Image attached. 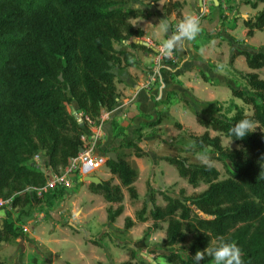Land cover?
Segmentation results:
<instances>
[{"label":"trees","instance_id":"trees-1","mask_svg":"<svg viewBox=\"0 0 264 264\" xmlns=\"http://www.w3.org/2000/svg\"><path fill=\"white\" fill-rule=\"evenodd\" d=\"M125 3L0 0V197L13 196L12 210L0 219V244L17 238L19 223L32 216L35 192L24 190L45 184L46 175L34 158L43 160V168L59 172L78 155L82 136L87 132L91 136L88 125L78 122L70 108L98 123L102 110L111 111L117 105L116 70L131 61L130 53L116 49L115 44L143 37V29L134 27L131 20L148 18L143 9H130ZM169 3L167 14H172L177 3ZM246 3L253 9L262 4L255 15L243 20L247 36H252L264 28V0ZM130 46L154 52L142 44L131 42ZM234 55H243L251 70L264 68L263 52L237 50ZM242 78L248 90L232 89V93L251 105L252 113L235 106L227 118L198 115L205 131L191 136L195 146L210 148L224 161L227 177L219 179L215 167L190 164L183 156L166 158L190 185L206 184L198 193L182 195V199L164 195V206L152 205V227L158 229L159 222H165L166 245H182L185 251L184 256L179 250L165 255L169 264H196L195 253L212 246L219 236L238 244L244 252V264H264V79L254 71L242 74ZM246 116L258 128L243 139H232L229 129ZM208 130L232 139L239 147L223 146L220 136H210ZM108 152H113L116 160L108 158L105 167L119 183L110 178L87 187L109 204L107 221L113 223L124 209L123 188L132 199L138 198L133 185L138 170L128 156L142 157L145 151L136 140L124 138ZM75 183L82 185L78 179ZM64 190L44 194L49 209L55 198L63 197ZM14 210V219L8 218ZM131 224L126 218V226ZM121 264L152 263L131 250L129 259ZM200 264H214V260L205 255Z\"/></svg>","mask_w":264,"mask_h":264},{"label":"rangeland","instance_id":"rangeland-1","mask_svg":"<svg viewBox=\"0 0 264 264\" xmlns=\"http://www.w3.org/2000/svg\"><path fill=\"white\" fill-rule=\"evenodd\" d=\"M171 1L177 3V6L173 8V14L170 12L167 14L170 0L156 2L152 0H126L125 3L126 6L138 3L140 8L148 14L147 19H132L131 23L134 27L144 29L145 34L150 33L151 40H147L145 34L137 39L149 41L150 47L156 49L154 52H148L157 58V63L155 64V61L153 63V69L158 65L157 68L159 69L161 65L168 64L172 68L178 66L177 68L180 67L179 70L181 69V58L175 52L173 54L175 61L168 62L165 60L167 57H163L158 51L161 42L167 38L171 29L169 28V33L164 32L162 28L164 22L167 21L168 27L171 25L174 27L184 17L183 11L189 9L187 5L183 6L181 0ZM186 4L188 3L186 2ZM260 7L262 6L260 5ZM194 8L195 13L187 10L189 14L199 15L202 13L195 6V3ZM170 14L171 16H168ZM206 14L201 19H205ZM240 29L233 32L235 38L232 40L236 44L243 43V35ZM201 34L205 35L204 32H200L199 35ZM216 38L222 39L223 37L218 36ZM256 39L264 44V29L258 30ZM199 40L198 37L195 40L196 45L193 48V53L199 48ZM127 41L116 43L115 48L124 50L123 48L129 46L131 49H136V52L138 50L142 53L147 52L131 47ZM150 41L153 43L151 44ZM253 43L256 44L255 41ZM222 44L225 45L226 53L232 50L227 40L223 39ZM129 53L131 60V52ZM207 58L210 59L211 57L208 56ZM229 60L228 62H230ZM127 66H123L122 69ZM149 69L147 68V70ZM191 69L192 67L189 70ZM236 70L238 72L242 70L241 73L243 74L250 72L246 63L242 64L239 61ZM253 71L264 79V68ZM117 72L118 70H116ZM182 72L184 73L186 70L182 69ZM147 73L148 71L144 72V79L146 75L150 74ZM195 73L196 80L189 81L191 75L188 73L186 79H179L183 81H181V86L171 89L169 86L165 88L161 85L156 73L151 74L147 82L154 78L155 81H150L148 91H153L151 95H153L152 101L155 103V107L146 115L142 114L140 116L141 121L127 120L125 125L117 123V128L110 135L107 132L101 134L102 131H95V129H92L94 134L92 133L91 136L90 132L85 133V146L92 148L96 154H106L115 142L124 138L136 140L139 146L144 151L146 150L142 157H136L132 154L128 156L132 166L138 170L136 179L138 198L132 199L126 189L123 188L124 199L122 203L124 209L113 223L107 221L106 209L109 204L104 201L101 195L97 194V198H93L92 201L89 200L92 192L88 189L87 182H82V185L74 183L69 189L64 190L62 198L54 199V206L51 209L45 202L44 194L42 196L33 194L32 204L34 207L30 221L29 218H26L19 223L21 231H23L22 227L24 226L28 232L20 233L14 240L0 244V264H121L129 259L131 250L136 251L143 258L145 256L152 257L156 264H169L164 256L170 254L172 250H179L184 256L185 251L181 247L182 245L174 248L166 245V223L159 222L160 228L155 229L152 227L153 221L149 212L154 203L158 206L165 205L164 195L182 199V195L189 196L204 190L206 184L201 183L197 187L190 185L186 179L178 175L175 167L169 164L166 158L183 156L190 164H205L199 157L206 154L209 158L206 165L213 166L219 171V179L226 178L224 161L216 157L210 148H200L193 143L191 136H200L205 131V128L198 123L197 116L227 118L233 114L235 106L243 107L246 114L252 113L251 105L245 104L232 93V89L248 90L241 75H232L231 79L219 83L215 79L213 81L211 78L204 79L200 71ZM168 74L172 80L178 75L171 71ZM165 78L168 77L165 75ZM115 83L119 96H121V90L125 89L126 84H123L117 75ZM183 86L189 89H184ZM130 89H132L131 86ZM157 119L160 120L159 124L155 123ZM177 123L181 127H178ZM116 132L120 133L119 137L115 136ZM208 132L210 136L219 135L221 144L225 147H239L233 141L230 145L231 139L218 132L213 130H208ZM91 138L93 139L91 140ZM126 153H131V150H127ZM141 162L146 165V168H141ZM37 163L42 167L44 166L42 159H38ZM151 163H154L155 166L153 171L149 169ZM94 175L102 180L111 178L114 184L119 183L116 176L108 173L105 165L98 168ZM85 207H93L92 213L90 211L85 212L83 210ZM115 207L112 205V208ZM142 208L144 211L140 214ZM15 213L14 210L8 215V218L14 219ZM5 215L6 213L0 211V218ZM141 217L144 220H141ZM126 218H130L133 224L126 226ZM69 222L76 228L71 226Z\"/></svg>","mask_w":264,"mask_h":264},{"label":"crops","instance_id":"crops-1","mask_svg":"<svg viewBox=\"0 0 264 264\" xmlns=\"http://www.w3.org/2000/svg\"><path fill=\"white\" fill-rule=\"evenodd\" d=\"M181 1L183 6L187 5V7L189 8L187 10H191V12L196 11L194 8V3L198 9L202 6L208 9V14H206V18L201 19V33L204 32L205 35L201 34L198 36V39H200L198 50L193 53V48L196 45L194 40L188 42L183 50H178L175 52V54L179 58H181V69L179 70L180 67L177 68L178 66H176V68H172L169 64L161 65L159 69L157 68L159 66L158 65L156 68L153 69V63L154 61L155 64L157 63V58H154V56L148 54V52L142 53L141 51L138 52L139 50L136 52V49H131L129 46L123 48L124 50L131 52V63L123 69H118L116 75L123 84H126L125 89L121 90L122 93L121 96H119V98L117 99V105L115 106V108H113L111 111H101V114L104 116V123L102 124L101 134L107 132L110 135L111 133H113L117 128V123L119 125H125L127 124V120L139 122L142 119L140 117L142 116V114L146 115L149 111H151V109H154L155 103L152 101L153 95H151L153 91L151 90L149 92L147 90V85L151 81L150 80L147 82V79L151 74L156 73V76L157 78H159V82L161 83V85L165 86V88L169 86L170 89L175 87L177 88V86H181L183 81L179 79H186L188 77V73L189 75H191L189 76V81L193 82L197 79L195 73L197 71H200L203 78H211L212 81L215 79L217 82L222 83L227 79H231L232 75L235 74H237L236 76L241 75L242 78L243 73L241 72L243 71L241 70L238 72V70H236L237 62L239 61L244 64V62L246 63V61L243 55H234L237 50L248 51L250 53H264V44L256 39L258 30L255 31L252 36H247V29L243 26V20L255 15V13L261 8L260 5L262 6V4H259L256 9H253L250 4L246 3L249 0H202V3H200V0ZM186 2L188 4H186ZM181 10L183 11V9ZM187 10L183 11V16L189 14ZM208 15L209 17H207ZM168 16H171V14ZM133 23H135V20H133ZM169 28H171V33L173 26H169L168 31ZM239 29L243 35L242 44H236L232 40L233 38H235L233 36V32ZM143 31L145 30L143 29ZM149 34H145V38L147 37V40H151ZM218 36H222L223 38H216ZM223 39L229 42V47L230 49H232L231 51H228V53L225 52V45L222 44ZM254 41L256 42V44L253 43ZM150 42L151 44L153 43V41ZM148 44L149 46H151L149 41ZM208 56L211 58L208 59ZM201 58H203V60H201ZM228 59H230V62H228ZM191 67L192 69L189 70ZM147 68L150 69L147 70ZM182 69L186 70V72L181 73ZM249 70L250 72L253 71L251 69ZM145 71H148L147 74H150L146 75V78L144 79ZM169 71L178 74L174 78V80L169 77ZM165 75L168 77L167 79L165 78ZM130 86L132 89H130ZM184 89L189 88L185 86ZM115 134L116 137L120 136V133L118 132H116ZM94 138L96 139V137ZM92 139L93 138H91V140ZM119 140L120 141L115 142L113 146H118L122 139ZM153 167H155L154 163H151L149 165V169L153 171ZM141 168H146V165L143 162H141ZM133 185L135 188L137 187L136 181L133 183ZM90 195V201H92L93 198L98 197V195L94 193H91ZM92 208L93 207H85L83 210H85V212L90 211L92 213ZM69 224L71 226H74L70 222ZM74 228L76 227L74 226ZM87 261L88 260H86V262Z\"/></svg>","mask_w":264,"mask_h":264},{"label":"clouds","instance_id":"clouds-1","mask_svg":"<svg viewBox=\"0 0 264 264\" xmlns=\"http://www.w3.org/2000/svg\"><path fill=\"white\" fill-rule=\"evenodd\" d=\"M140 7L141 6L138 3H133L130 5V9H138ZM202 9L206 10V13L208 14L207 8H205L204 6L199 8V10H202ZM202 17H200L197 14L185 15L182 18V20L177 24L175 31H173L174 30V27H173L172 32L169 33L167 35V38L161 42V44H160L161 55L163 57H170L173 55L174 52H176L178 50H183L186 47V44L188 42L196 40V38L199 36V34L202 30V21H201ZM225 17H226V15H225ZM162 28H163L164 32L168 33L167 21L164 22V24L162 25ZM152 49L156 50L155 48H152ZM165 60L167 61L166 58H165ZM168 62H171V60H168ZM151 81H155V78ZM149 83H148V85H149ZM148 85H147V88H148ZM149 89H150V87H149ZM79 121H81V120H79ZM81 122H83V121H81ZM257 128H258V125H256V123L251 118L246 116L245 118L237 121L236 123H234L232 125V127L229 129V135L232 137V139L233 138L243 139L244 137H246L247 134L254 132ZM82 137H84V136H82ZM232 139L230 141V145H231ZM82 141H83V147H84V145H85L84 140L82 139ZM103 155L107 156V153L103 154ZM199 158L205 164H207L209 162V158L207 157L206 154H202ZM107 159H108V156H107ZM41 168H43V167H41ZM44 170H45V172L47 171V169H45V168H44ZM92 175H94V174H92ZM85 176H87V175H85ZM81 178L82 177H77L74 180L73 184L75 183V181L77 179L79 181ZM5 217H6V215H5ZM205 255L212 257L214 260V264H244V260H243L244 252H243V250L238 246V244L236 242L227 240V239H225L224 236L217 237L216 240L213 241L212 246H207L203 250H198L195 253V255L193 256L196 264H200V262L204 259Z\"/></svg>","mask_w":264,"mask_h":264},{"label":"built area","instance_id":"built-area-1","mask_svg":"<svg viewBox=\"0 0 264 264\" xmlns=\"http://www.w3.org/2000/svg\"><path fill=\"white\" fill-rule=\"evenodd\" d=\"M200 11L202 13L199 14V16L202 17L206 13V10L202 9ZM176 26L177 25L174 26L173 31H175ZM158 51L160 52V50ZM166 59L175 61L174 55L167 57ZM71 113L77 119L85 122L90 128V131L92 133H93L92 129H95V131L102 130V124L104 123V116L102 114H100L99 116V122L96 123L89 116L84 115L82 112H78L76 109L71 108ZM82 139L84 140L85 138L82 137ZM83 148L84 151L81 153L79 152L77 156L70 158L66 166L62 168L59 172H52L51 170H47L45 172L46 181L44 185L38 187L37 186L28 187L24 191L30 193L35 192V194H37L38 196H42L43 194L52 192L56 189H65V190L69 189L73 185V182L77 177H83L85 175L94 174V172L98 168H100L105 164V161L107 160V156L103 154H96L93 152L92 148H88L85 145ZM34 160L37 161L38 156H36ZM12 201H13V196H10L8 198L0 197V211L6 213L7 210H12L11 207ZM30 218L31 217H29V221ZM22 230L23 231H21V233L24 234L27 231V228L23 226Z\"/></svg>","mask_w":264,"mask_h":264},{"label":"water","instance_id":"water-1","mask_svg":"<svg viewBox=\"0 0 264 264\" xmlns=\"http://www.w3.org/2000/svg\"><path fill=\"white\" fill-rule=\"evenodd\" d=\"M201 1H202V0H200V3H202ZM127 42H128V43L133 42V43H137V44H142V45H144V46H148V47H149L148 42L143 41V40H139V39H137V38H135V37L130 38ZM77 121L80 122V123H82V122L79 121L78 119H77ZM83 151H84L83 148H81V149L79 150L80 153L83 152ZM107 156H108V158H110L111 160H116L115 154H114L113 152H107ZM40 170H41V172H43V173L45 172L44 168H41ZM79 181H81V182L91 183V184H94V185H98V184H100V183L102 182V180H101L98 176H94V175L83 176ZM143 256H145V255H143ZM145 258H146V260H148L150 263H152V264H156L155 260H154L152 257H150V256H145Z\"/></svg>","mask_w":264,"mask_h":264}]
</instances>
